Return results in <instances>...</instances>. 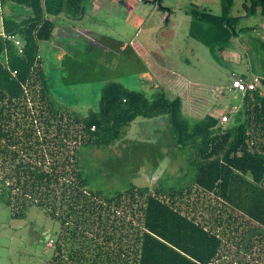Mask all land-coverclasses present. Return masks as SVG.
<instances>
[{
	"label": "trees",
	"instance_id": "trees-1",
	"mask_svg": "<svg viewBox=\"0 0 264 264\" xmlns=\"http://www.w3.org/2000/svg\"><path fill=\"white\" fill-rule=\"evenodd\" d=\"M84 2L0 0L29 11L25 19L3 18V31L23 41V54L0 39V202L15 218L38 207L60 223L54 253L43 264H249L247 255L264 264V78L259 89L242 94L239 113H229L230 128L211 116L191 127L180 98L161 92L147 99L114 82L88 117L59 109L39 45L52 38L54 18L80 15ZM220 2L219 15L187 10L190 38L215 58L244 31L241 18L264 16V0H248L237 17L234 0ZM151 3L169 9L162 0ZM24 87L39 114L28 108ZM139 117H166L176 145L193 149V182L171 190L133 185L112 196L88 188L81 149L117 142Z\"/></svg>",
	"mask_w": 264,
	"mask_h": 264
},
{
	"label": "crops",
	"instance_id": "crops-1",
	"mask_svg": "<svg viewBox=\"0 0 264 264\" xmlns=\"http://www.w3.org/2000/svg\"><path fill=\"white\" fill-rule=\"evenodd\" d=\"M144 6L152 8L151 15L154 14L156 21L154 29L156 36L149 42L140 36L150 17V14H146ZM169 9L164 11L148 0H85L80 15L71 16L64 13L54 18L56 27L53 36L48 41L40 42L39 53L43 59V73L56 106L84 118L88 117L90 113L99 111L104 86L114 82L128 91L143 94L147 99H152L161 92L169 99L180 98L183 114L190 120L191 127L206 116L219 118L220 110L217 108L218 102L214 95H217L220 89L216 90L212 86L210 92L203 91L201 82L189 76L187 66L182 64L183 60L179 62L182 66L175 65L177 62L175 55L178 53L177 32H182L183 40L187 43L191 40L197 41L189 36L191 16L187 13L188 9L179 18H175ZM212 13L219 15L217 12ZM13 14L19 19H25L29 11L15 8L12 4L2 6L0 3V32L4 29V16ZM186 23L188 27L185 26ZM244 31L255 35L253 43L250 42L251 46L258 44L264 47V20L255 25L245 24ZM159 35L163 36V39H159ZM126 51L128 53L125 56ZM232 57L234 58V54ZM113 59H116L117 69L118 67L121 69L115 79L108 73L109 62ZM70 60L79 65L77 67L70 65ZM136 60L143 63L144 71L134 68L133 61ZM83 61L84 67L80 68ZM185 61L189 63L188 60ZM232 76L243 79L255 76L264 78L252 68H249L248 72H233ZM60 80L63 81L62 84ZM222 91H235L232 89V80L222 88ZM87 93L93 95V103L81 108L79 101L82 99L81 96L84 98ZM233 126L231 124L229 128ZM146 130L149 131L148 135ZM135 136L143 137L145 141L147 140L146 143L150 142L140 151L136 149V153L141 154L145 150L151 151L149 157L162 158L172 146L193 151L192 148L176 145L171 125L166 117L137 118L123 130L117 142H121L124 147V137ZM127 151L131 152L129 148ZM152 166L154 169L159 168L160 162L154 160ZM159 174L152 175L153 180L159 181ZM151 186L150 183L148 186L138 187ZM152 187L160 188L155 185Z\"/></svg>",
	"mask_w": 264,
	"mask_h": 264
},
{
	"label": "rangeland",
	"instance_id": "rangeland-1",
	"mask_svg": "<svg viewBox=\"0 0 264 264\" xmlns=\"http://www.w3.org/2000/svg\"><path fill=\"white\" fill-rule=\"evenodd\" d=\"M244 4H249L248 0H234L231 15L235 17L245 15ZM162 6L170 8L175 18L181 17L185 10L196 6L204 7L209 11L217 12V14L221 13L220 0H162ZM144 7L146 14H150V17L140 36L149 42L156 36L154 33L156 21L154 14L151 15L152 8ZM261 20L264 18L260 14H256L241 18L238 26L255 25ZM185 26L188 27V23ZM254 37L255 35L250 32L243 31L232 41V48L222 53L218 52L219 58H215L211 50L204 44L192 40L187 43L183 40L181 31L176 34L178 53L175 55L177 61L175 65L178 67L180 60H183L182 64L187 66L186 70L189 76L201 82L203 91L210 92L212 86L216 90L220 89V92H215L217 95L214 96L218 102L217 108L220 110L221 117L225 113L238 114L244 106L242 93L222 91L223 87L228 85L231 80L233 81V72H248V69L252 68L259 76H264V47L258 44L251 46L250 42L253 43ZM158 38L163 39V36L159 35ZM126 53L128 51L125 52V56ZM232 54H234V58ZM185 60H188L189 63ZM69 62L74 67L79 65L73 60ZM84 62L80 64L82 65L80 68L84 67ZM133 66L138 71H144L141 61H133ZM108 67V73L112 75V78H117L121 69L119 67L117 69L116 59L109 62ZM60 82L62 84L63 81L60 80ZM88 93L84 98L81 96L82 99L79 101L81 108L93 103V95H88ZM87 100L88 102H86ZM238 120L239 117L235 122ZM146 133L148 135L149 131L146 130ZM124 139V147L121 142H115L108 146L88 145L81 149L80 168L88 188L99 191L105 196H112L133 185L148 186L151 183L152 186L171 190L188 186L193 182L192 162L196 157L192 150L172 146L163 155L164 157L161 156L162 158L149 157L151 151L145 150L141 154V152L136 153V149L140 151L150 142L146 143L147 140L145 141L141 136L139 138L136 136L133 138L124 137ZM128 148L131 152H128L129 150L126 152ZM154 160L160 162L159 168H153L152 161ZM158 174L159 181L151 179L150 182V177ZM152 177L154 178V176ZM60 229V223L51 219L44 210L38 207H31L22 218H15L11 215L10 208L0 202V264H43L47 262L54 253L53 248L50 247L51 240L58 236Z\"/></svg>",
	"mask_w": 264,
	"mask_h": 264
},
{
	"label": "built area",
	"instance_id": "built-area-1",
	"mask_svg": "<svg viewBox=\"0 0 264 264\" xmlns=\"http://www.w3.org/2000/svg\"><path fill=\"white\" fill-rule=\"evenodd\" d=\"M0 39H4L7 40L9 42H11L17 49L19 54H23V41L15 36V35H8L6 34L4 31L0 32ZM37 59H41V56L39 55L37 57ZM261 87V79L257 76L252 77L250 79H243L241 77H234L233 81H232V89H234L237 92L242 93L243 95L249 92H254L257 89H259ZM25 88V93L27 94V103H28V108L32 111L34 110V112L37 114L38 109L40 108V104H38L37 101H33V97L30 96V90L28 87H24ZM262 88V93L264 94L263 91V87ZM39 95L37 94L36 98H38ZM37 100V99H36ZM220 119V123L222 125H231V116L229 113H225L222 117H219ZM34 121H37V119H35ZM154 178H152L153 180ZM54 240H51V244L50 247H54L53 246ZM247 259L248 261H250L249 264H262L261 260H259L258 258H253L250 255H247ZM247 261V262H248ZM237 264V263H235ZM238 264H242V263H238Z\"/></svg>",
	"mask_w": 264,
	"mask_h": 264
},
{
	"label": "flooded vegetation",
	"instance_id": "flooded-vegetation-1",
	"mask_svg": "<svg viewBox=\"0 0 264 264\" xmlns=\"http://www.w3.org/2000/svg\"><path fill=\"white\" fill-rule=\"evenodd\" d=\"M149 2H151V0H148Z\"/></svg>",
	"mask_w": 264,
	"mask_h": 264
}]
</instances>
